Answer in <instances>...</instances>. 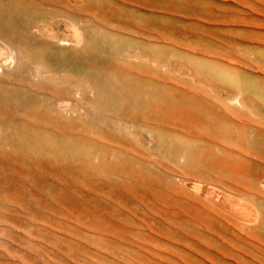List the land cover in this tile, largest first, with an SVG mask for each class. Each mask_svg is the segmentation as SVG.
Returning a JSON list of instances; mask_svg holds the SVG:
<instances>
[{
	"label": "rangeland",
	"instance_id": "1",
	"mask_svg": "<svg viewBox=\"0 0 264 264\" xmlns=\"http://www.w3.org/2000/svg\"><path fill=\"white\" fill-rule=\"evenodd\" d=\"M0 264H264V0H0Z\"/></svg>",
	"mask_w": 264,
	"mask_h": 264
},
{
	"label": "bare ground",
	"instance_id": "2",
	"mask_svg": "<svg viewBox=\"0 0 264 264\" xmlns=\"http://www.w3.org/2000/svg\"><path fill=\"white\" fill-rule=\"evenodd\" d=\"M215 194V196H216V194L217 193H214ZM213 194V195H214ZM214 197V196H213ZM215 198V197H214ZM215 200H216V204H217V201H219L221 204L223 203V206L224 207H226L225 205H229V207H227L228 209L229 208H232V207H236L235 206V204L233 203V202H235V200L234 199H231L230 198V196H227L226 194H224V193H220V194H218V196H216V198H215ZM234 200V201H233ZM214 203V202H213ZM235 203H237V202H235ZM225 204V205H224ZM234 204V205H233ZM231 205H233L232 207H230ZM236 209V208H235ZM230 210V209H229ZM235 212V210L233 209V211H232V213L234 214V215H236V212ZM230 213V212H229Z\"/></svg>",
	"mask_w": 264,
	"mask_h": 264
}]
</instances>
